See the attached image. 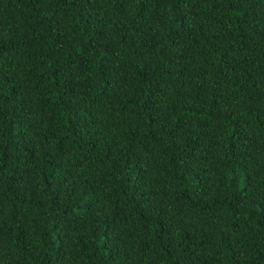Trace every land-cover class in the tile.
<instances>
[{
	"label": "trees",
	"instance_id": "1",
	"mask_svg": "<svg viewBox=\"0 0 264 264\" xmlns=\"http://www.w3.org/2000/svg\"><path fill=\"white\" fill-rule=\"evenodd\" d=\"M0 264H264V0H0Z\"/></svg>",
	"mask_w": 264,
	"mask_h": 264
}]
</instances>
